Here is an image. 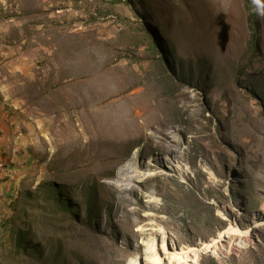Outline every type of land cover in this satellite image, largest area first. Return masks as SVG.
Here are the masks:
<instances>
[{
    "label": "rangeland",
    "instance_id": "rangeland-1",
    "mask_svg": "<svg viewBox=\"0 0 264 264\" xmlns=\"http://www.w3.org/2000/svg\"><path fill=\"white\" fill-rule=\"evenodd\" d=\"M153 259L264 264V0H0V264Z\"/></svg>",
    "mask_w": 264,
    "mask_h": 264
},
{
    "label": "bare ground",
    "instance_id": "bare-ground-1",
    "mask_svg": "<svg viewBox=\"0 0 264 264\" xmlns=\"http://www.w3.org/2000/svg\"><path fill=\"white\" fill-rule=\"evenodd\" d=\"M130 167L129 165L127 164H123L119 170L116 172V177L118 178L117 181H120L118 186H115L117 190L119 191H123L125 189H128V186L124 185L123 184V181H122V178H120V175H125V174H129L130 172ZM121 176V177H123ZM127 176V175H126ZM130 178V176H128ZM133 180H136V178H139L138 174H134V176H131ZM135 178V179H134ZM116 181V180H115ZM125 182V181H124ZM126 182H127V179H126ZM117 185V184H116ZM207 248H216L214 244H209L206 246ZM147 251V250H146ZM193 250H180L177 252V250H174V248L172 247V253H173V256H175L179 261L181 262H188V260L190 258H193L194 260L197 259V256L192 252ZM148 252V251H147ZM146 252V253H147ZM150 264H159V261L156 260V259H153V261L150 262Z\"/></svg>",
    "mask_w": 264,
    "mask_h": 264
},
{
    "label": "trees",
    "instance_id": "trees-1",
    "mask_svg": "<svg viewBox=\"0 0 264 264\" xmlns=\"http://www.w3.org/2000/svg\"><path fill=\"white\" fill-rule=\"evenodd\" d=\"M248 9L250 10V15L252 16V14H255V7L254 6H251V8H249V6H248ZM87 217H91V215H92V208L90 207V205L89 206H87ZM18 240L20 241L21 240V235L18 237Z\"/></svg>",
    "mask_w": 264,
    "mask_h": 264
},
{
    "label": "built area",
    "instance_id": "built-area-1",
    "mask_svg": "<svg viewBox=\"0 0 264 264\" xmlns=\"http://www.w3.org/2000/svg\"><path fill=\"white\" fill-rule=\"evenodd\" d=\"M1 169H2V172H5V167L3 165H2V168Z\"/></svg>",
    "mask_w": 264,
    "mask_h": 264
},
{
    "label": "clouds",
    "instance_id": "clouds-1",
    "mask_svg": "<svg viewBox=\"0 0 264 264\" xmlns=\"http://www.w3.org/2000/svg\"><path fill=\"white\" fill-rule=\"evenodd\" d=\"M6 172H8V174H7V175H9V171H6ZM3 173H5V172H3Z\"/></svg>",
    "mask_w": 264,
    "mask_h": 264
}]
</instances>
